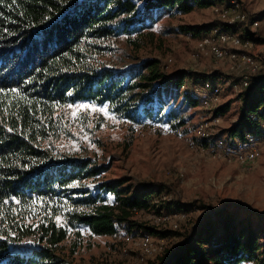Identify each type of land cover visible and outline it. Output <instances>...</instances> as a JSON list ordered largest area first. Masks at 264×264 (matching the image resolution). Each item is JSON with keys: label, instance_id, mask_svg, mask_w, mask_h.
<instances>
[{"label": "trees", "instance_id": "1", "mask_svg": "<svg viewBox=\"0 0 264 264\" xmlns=\"http://www.w3.org/2000/svg\"><path fill=\"white\" fill-rule=\"evenodd\" d=\"M214 1L0 0V264H73L59 251L71 231L82 235L84 227L92 236H112L117 221L157 236L182 234L138 221L132 211L150 207L155 194L169 190L165 184L142 182L133 194L123 187L125 179L89 187L85 181L109 166L89 156L61 155L47 141L59 135V108L79 102L106 107L135 125L187 124L179 120L185 100L176 108L173 101L179 97L173 100L163 93L165 88L200 105L181 85L186 79H215L216 74H167L157 60L100 65L98 56L113 50L114 39L152 38L151 29L163 16L187 14ZM253 18L233 27L254 41L247 28ZM219 24L181 25L176 32L206 34ZM241 100L242 117L230 128L232 135L250 125L251 114L264 118V70L252 77ZM229 105L217 108L216 114ZM193 206L177 199L166 204L169 210L186 212ZM216 217V227L200 231L196 241L204 246L201 238L212 240L211 250L189 241L171 261L152 264H264L260 231L249 217L242 219L232 208L218 210Z\"/></svg>", "mask_w": 264, "mask_h": 264}, {"label": "rangeland", "instance_id": "2", "mask_svg": "<svg viewBox=\"0 0 264 264\" xmlns=\"http://www.w3.org/2000/svg\"><path fill=\"white\" fill-rule=\"evenodd\" d=\"M239 1L251 17L261 19L264 16V0ZM225 2L214 1L217 4ZM213 4L205 8L197 7L187 14L172 12L163 16L151 29L152 38L139 35L132 36L133 41L126 36L112 40L113 50L99 55L98 64L124 67L157 60L161 70L167 74L187 71L236 80L238 73L230 69L227 61H218L210 53L195 56L197 40L205 33L183 36L176 32L181 25L202 26L221 21L212 8ZM221 24L224 23L221 21ZM247 28L254 37L251 52L264 70V22L259 27L251 26L250 22ZM240 32L244 35L242 29ZM167 57H172V62ZM225 80L222 81L221 106L230 105L222 115L201 108L194 101L190 103L179 92L165 88L167 91L163 93L172 96L173 100L176 95L179 97L173 101L176 108L185 100L179 120L188 121L167 130L155 132L147 124H132L116 117L106 107L90 102L64 105L57 112L61 121L60 132L47 143L61 155L89 156L109 166L106 172L87 179V186L125 179L123 187L133 194L142 187V182L163 183L169 190L155 194V198L168 193L172 201L177 199L182 203L194 204L188 212L184 211L188 216L178 229L182 234L166 237V252L148 264L171 261L189 241L198 248L211 250L209 243L212 240L201 238L206 243L200 246L201 243L196 242L197 237L200 231L207 232L216 227V212L223 208L238 211L242 219L250 218L253 225L259 228L264 247V149L255 167L246 171L237 163L209 157L188 145V129L200 121L216 117L220 118L219 121L214 120L217 132L232 135L230 128L241 119L243 103L241 93ZM184 83L192 88L201 82L186 79ZM232 136L240 138L242 131ZM107 198L114 204L117 202L113 195L108 194ZM135 219L145 220L138 214ZM112 242L111 236H92L88 232L79 235L73 230L60 243L59 251L73 264H121L118 254L106 257Z\"/></svg>", "mask_w": 264, "mask_h": 264}, {"label": "built area", "instance_id": "3", "mask_svg": "<svg viewBox=\"0 0 264 264\" xmlns=\"http://www.w3.org/2000/svg\"><path fill=\"white\" fill-rule=\"evenodd\" d=\"M212 8L224 24L215 26L197 40L195 56L210 53L218 61H227L230 69L238 73V77L236 80H225L221 78L223 76H217L196 83L192 88L183 82L180 90L197 97L201 108L216 112L222 104V81L225 80L238 93H243L249 88L252 77L260 72L261 65L251 52L254 41L244 38L240 30L233 27L237 23L248 22L251 17L243 3L227 0L221 4L214 3ZM261 22H264V16L261 19L253 18L251 26L259 27ZM167 60L172 62L173 58L167 57ZM250 117V125L242 130L240 138L217 132L214 120L219 121V117L200 121L188 129V145L209 157L225 159L251 171L263 154L264 118L257 114H251ZM143 124L155 132L170 128L169 124L156 121ZM170 202L172 197L168 193L156 198L153 196L150 207H133L132 211L157 228L177 230L188 214L180 210H169L166 204ZM80 230L89 233L87 228L81 227ZM111 238L114 242L109 246L106 257L118 254L121 264H148L166 252V237L154 235L142 227H130L125 221L115 223Z\"/></svg>", "mask_w": 264, "mask_h": 264}, {"label": "crops", "instance_id": "4", "mask_svg": "<svg viewBox=\"0 0 264 264\" xmlns=\"http://www.w3.org/2000/svg\"><path fill=\"white\" fill-rule=\"evenodd\" d=\"M227 1V0H226Z\"/></svg>", "mask_w": 264, "mask_h": 264}]
</instances>
